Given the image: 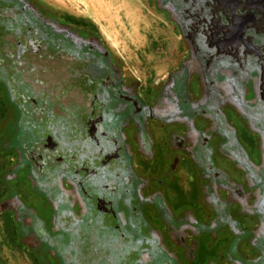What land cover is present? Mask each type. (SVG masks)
<instances>
[{"label": "flooded vegetation", "instance_id": "1", "mask_svg": "<svg viewBox=\"0 0 264 264\" xmlns=\"http://www.w3.org/2000/svg\"><path fill=\"white\" fill-rule=\"evenodd\" d=\"M152 2L179 40L154 94L82 24L0 0V264H264V0Z\"/></svg>", "mask_w": 264, "mask_h": 264}, {"label": "rangeland", "instance_id": "2", "mask_svg": "<svg viewBox=\"0 0 264 264\" xmlns=\"http://www.w3.org/2000/svg\"><path fill=\"white\" fill-rule=\"evenodd\" d=\"M28 1L54 20L81 23L83 28L80 29L102 41L126 81L139 87L140 90L154 94L175 63L178 35L174 27L166 21L164 14L154 7L152 0ZM9 115L8 111L6 120L0 121V135L9 121ZM0 155H2L1 149ZM4 162L5 167L8 168L12 157L7 154ZM185 180L183 175L178 179L177 189L182 195L188 190ZM21 188L20 192L25 193V188ZM156 188L155 185H151V189ZM27 192L26 198H21L25 203L24 207L34 204L38 207L37 195H34L30 189ZM182 198L187 197L183 195ZM192 204L206 214L207 206L201 198L199 202L193 203L181 200L178 203L180 207L176 208L190 210L189 206ZM1 237L0 235V245L3 244ZM5 251L11 255V259H7L9 264H31L24 256L20 258L8 252V249Z\"/></svg>", "mask_w": 264, "mask_h": 264}, {"label": "bare ground", "instance_id": "3", "mask_svg": "<svg viewBox=\"0 0 264 264\" xmlns=\"http://www.w3.org/2000/svg\"><path fill=\"white\" fill-rule=\"evenodd\" d=\"M93 19H94V18H93ZM93 21H94V20H93ZM95 21H96V20H95ZM95 21H94V22H95Z\"/></svg>", "mask_w": 264, "mask_h": 264}, {"label": "trees", "instance_id": "4", "mask_svg": "<svg viewBox=\"0 0 264 264\" xmlns=\"http://www.w3.org/2000/svg\"><path fill=\"white\" fill-rule=\"evenodd\" d=\"M79 24H81V23H79Z\"/></svg>", "mask_w": 264, "mask_h": 264}]
</instances>
